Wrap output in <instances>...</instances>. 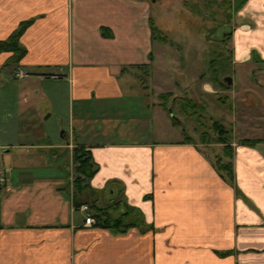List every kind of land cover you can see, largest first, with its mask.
Here are the masks:
<instances>
[{
	"label": "crops",
	"instance_id": "obj_1",
	"mask_svg": "<svg viewBox=\"0 0 264 264\" xmlns=\"http://www.w3.org/2000/svg\"><path fill=\"white\" fill-rule=\"evenodd\" d=\"M154 1L0 0V40L31 20L18 62L0 50V264H264V127L249 123L264 122V81L248 78L264 63V0H230L218 25L217 40L230 42L224 85L201 73L149 100L131 79L158 60L155 41L168 43L152 34ZM17 65L29 74L16 78ZM220 89L234 102L242 93L250 110L229 142L180 132L172 103L159 99L212 104L207 94ZM228 144L232 183L212 158ZM76 147L97 166L79 204L120 200L141 213L143 230L84 224Z\"/></svg>",
	"mask_w": 264,
	"mask_h": 264
},
{
	"label": "rangeland",
	"instance_id": "obj_2",
	"mask_svg": "<svg viewBox=\"0 0 264 264\" xmlns=\"http://www.w3.org/2000/svg\"><path fill=\"white\" fill-rule=\"evenodd\" d=\"M229 5L230 0H155L152 2V18H154L156 25L159 27V31L162 34H166L168 43L162 44L155 41L154 52L158 56V60H156L151 69L142 68L138 70L139 77L131 79L133 86H136L134 89L141 93L140 90L145 88L141 87V84L147 85L146 93L143 92L141 94L145 99L153 100L157 99L158 92L165 91L171 87L177 90H184L185 85H190V82L194 83L195 77L201 73H206L207 77H212L213 79L215 77L218 78L217 84L224 85L222 80L224 71L230 69L231 66L229 57L230 42L228 40H217V37L222 34L218 32V25L223 24L228 19V14L230 13ZM161 48L164 52L160 51ZM258 63L261 65L259 71L254 72L248 78L264 81V63ZM223 69L224 71H221ZM223 87L220 86L219 88ZM207 95L213 101L212 104L206 99L201 102L197 101V97L192 99L189 94L186 97L175 100L176 102L178 101L177 103L173 100L175 99L173 95L166 98L159 96V99L165 101L168 105L172 103L174 109L169 112L170 118L176 120L177 128L180 132L185 129L187 134L196 138L207 136L215 141L216 133L213 127L215 118L223 119V116H227V120L224 123L233 133L232 130L234 131L237 125H241V109H249L243 108L239 103L241 100L244 101L242 93L237 95L236 102L232 101L234 99L230 94L227 95L221 89L216 94L209 93ZM227 98L228 100L223 102ZM233 103L234 107L231 109L230 107ZM262 110L264 111V109ZM234 113L237 115V123L230 120ZM249 123L253 124L251 126L254 129L264 127V122L258 121L256 116L250 119ZM230 139H232V135L228 137L227 142ZM218 156L223 161H232V157H229L228 152L226 153L224 149L219 154H213L212 158L214 161H216ZM40 170L47 172L48 169L42 168ZM115 201H108L104 206L115 213H119V208L112 204ZM121 209L123 210V208ZM78 214L83 217L85 215L84 212H79ZM137 214H140L138 210ZM94 222H92L91 226Z\"/></svg>",
	"mask_w": 264,
	"mask_h": 264
},
{
	"label": "trees",
	"instance_id": "obj_3",
	"mask_svg": "<svg viewBox=\"0 0 264 264\" xmlns=\"http://www.w3.org/2000/svg\"><path fill=\"white\" fill-rule=\"evenodd\" d=\"M228 1V0H227ZM31 20L22 21L19 26L11 33V35L3 40H0V50H10L12 55L9 59V63L18 62L21 57L26 53V47L19 41V37L25 28L28 26ZM150 24L152 28V34L154 38L166 40V34H162L159 31V27L156 25L153 18H150ZM173 95L172 92H164L160 94V97H169ZM163 105H167L165 101H161ZM214 131L216 133L215 141H228V137L231 136V129L228 128L224 123L219 120H214L213 123ZM243 139L244 140H248ZM252 143L256 142V139H249ZM228 156L232 157V147L230 144L226 145L225 148ZM73 159L75 160V174L73 179L74 184V204L79 207L81 204L75 199L76 193L86 188L85 184L93 176L96 171V164L92 160L91 154L84 148L76 147L73 151ZM214 165L218 168L220 173L225 176L231 183L233 182V164L232 161H223L218 156ZM226 171V172H224ZM115 207L119 208V213L113 212L106 206H98L96 203L90 204V212L95 218L94 226L104 227L111 230L113 233H126L130 228L140 226L143 230V219L141 213L137 214V209L134 206L124 204L120 200H116L112 203ZM111 204V205H112ZM110 205V206H111ZM123 208V210L121 209ZM135 213V214H134Z\"/></svg>",
	"mask_w": 264,
	"mask_h": 264
},
{
	"label": "built area",
	"instance_id": "obj_4",
	"mask_svg": "<svg viewBox=\"0 0 264 264\" xmlns=\"http://www.w3.org/2000/svg\"><path fill=\"white\" fill-rule=\"evenodd\" d=\"M13 74L16 78H22L23 76H26L29 74V71L26 70L25 68H23L20 65H17L14 68ZM7 180V176L4 174V172L0 169V184L5 183ZM79 208L81 210H83V212L85 213L84 215V224L85 225H91L92 222L95 221L94 216L92 215V213L90 212V206L88 203H83L79 206Z\"/></svg>",
	"mask_w": 264,
	"mask_h": 264
},
{
	"label": "water",
	"instance_id": "obj_5",
	"mask_svg": "<svg viewBox=\"0 0 264 264\" xmlns=\"http://www.w3.org/2000/svg\"><path fill=\"white\" fill-rule=\"evenodd\" d=\"M225 79L230 82V77H226ZM86 184H88V182H86Z\"/></svg>",
	"mask_w": 264,
	"mask_h": 264
}]
</instances>
